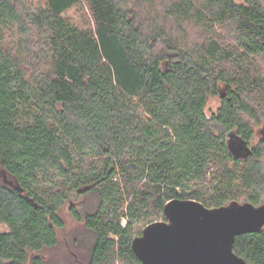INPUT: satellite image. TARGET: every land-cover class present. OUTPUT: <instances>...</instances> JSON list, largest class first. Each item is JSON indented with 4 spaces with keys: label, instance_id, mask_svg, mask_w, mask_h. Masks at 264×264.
I'll return each mask as SVG.
<instances>
[{
    "label": "trees",
    "instance_id": "16d2710c",
    "mask_svg": "<svg viewBox=\"0 0 264 264\" xmlns=\"http://www.w3.org/2000/svg\"><path fill=\"white\" fill-rule=\"evenodd\" d=\"M263 63L264 0H0V170L22 189L0 179V264H42L65 205L84 264H141L131 242L171 199L261 205ZM233 251L264 264V227Z\"/></svg>",
    "mask_w": 264,
    "mask_h": 264
},
{
    "label": "water",
    "instance_id": "95a60500",
    "mask_svg": "<svg viewBox=\"0 0 264 264\" xmlns=\"http://www.w3.org/2000/svg\"><path fill=\"white\" fill-rule=\"evenodd\" d=\"M229 136L230 153L246 159L251 154L247 142L235 133ZM0 173L5 184L22 192ZM163 214L165 220L148 224L131 242L141 264H248L234 253V239L264 227V204L231 202L207 208L195 200L171 199Z\"/></svg>",
    "mask_w": 264,
    "mask_h": 264
},
{
    "label": "rangeland",
    "instance_id": "374dc122",
    "mask_svg": "<svg viewBox=\"0 0 264 264\" xmlns=\"http://www.w3.org/2000/svg\"><path fill=\"white\" fill-rule=\"evenodd\" d=\"M36 1V0H34ZM74 12H70V16ZM75 17V16H74ZM264 69V63L262 64ZM220 105L218 97H211L208 100L205 112L207 115L215 112ZM249 125L252 127L254 136L252 137L250 144L257 146L260 140L264 137V110L260 109L257 113V118L248 119ZM264 149V144H263ZM261 168L264 174V156L261 158ZM1 172V170H0ZM0 179L3 182V176L0 173ZM6 179L10 180L7 176ZM85 202V208L87 211H93L97 205V199L93 195L84 196L80 198L76 203ZM241 201V202H240ZM238 203H242L240 200ZM260 204H264V188L261 189ZM61 216L64 221V228L57 231L58 242L53 248H44L39 252H31L30 258H40L42 264H84L86 263L89 255V250L93 241L92 234L85 230L82 224L77 223L67 211V205L61 210ZM124 223V221H123ZM3 226H0L2 228ZM27 264H32L30 261Z\"/></svg>",
    "mask_w": 264,
    "mask_h": 264
}]
</instances>
